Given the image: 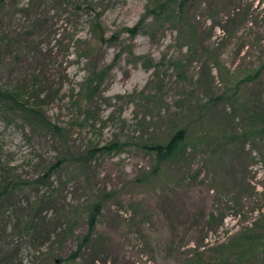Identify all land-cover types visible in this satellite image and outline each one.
Returning a JSON list of instances; mask_svg holds the SVG:
<instances>
[{"label":"rangeland","instance_id":"obj_1","mask_svg":"<svg viewBox=\"0 0 264 264\" xmlns=\"http://www.w3.org/2000/svg\"><path fill=\"white\" fill-rule=\"evenodd\" d=\"M230 1L194 0L185 14L194 40H178L170 20L149 18L133 37L123 30L142 18L151 0H94L105 34L117 33L119 39L97 58L98 67H112L87 112L67 105V95L86 74L74 46L77 39H88L90 18L82 14L70 26L52 3H44L49 23L35 40L49 55L45 85L59 90L44 107L51 121L69 132L62 146L59 139L29 135L18 120L0 115V163L15 179L32 180L67 149L71 161L47 186L32 187L30 197L49 194L62 209L101 202L95 235L102 243L93 240L72 264H191L197 255L212 261L214 245L262 220L264 133L249 138L243 133L247 113L264 118V69L240 80L264 60V0H234L245 5L238 12ZM62 36L73 40L57 50ZM9 67L18 68L8 61L0 65V84L8 81ZM178 128L186 130L185 150L158 164L142 143L164 141ZM113 141L121 150L86 154ZM18 200H24L21 194L12 197ZM13 209L7 205L0 214V231L6 224L10 238L20 233L19 211L14 215ZM82 223L74 230L78 237L86 232ZM2 246L0 253L7 251ZM67 246L68 254L76 242ZM28 254L26 244L21 264H30Z\"/></svg>","mask_w":264,"mask_h":264},{"label":"trees","instance_id":"obj_2","mask_svg":"<svg viewBox=\"0 0 264 264\" xmlns=\"http://www.w3.org/2000/svg\"><path fill=\"white\" fill-rule=\"evenodd\" d=\"M234 1V0H233ZM233 1L230 3L235 4ZM194 0H151L145 7L142 18L133 26L123 30L131 37L145 26L147 19L163 23L171 21L175 24L180 38L190 37L194 40L195 32L186 20V8ZM52 3L55 9L63 14L65 23L74 26L83 15L89 16V37L83 41H75V58H82L86 66L84 79L78 84L77 90L72 87L67 95V105L79 111L87 112L85 107L102 91L110 74L112 65L96 64L101 51L109 44H115L119 35L105 34L99 19V12L94 0H0V65L8 61L17 64L18 68L9 67V79L0 84V115L8 122L18 120L29 135L59 139L65 145L68 128L51 121L45 110V104L57 97L59 90H49L45 85L44 66L49 55L42 52L36 34L49 23L44 14L45 4ZM249 6V4H248ZM240 1L234 5L235 11L244 9ZM66 33V30H64ZM71 39V41H70ZM73 37L56 39L57 50L68 47ZM50 50H48L49 52ZM53 51L51 56H53ZM117 58V56H116ZM264 69V60L251 74H247L240 82L257 77ZM251 75V76H250ZM61 80V78H60ZM227 97V96H226ZM228 95L227 99H232ZM231 118V116H230ZM248 121L243 137H256L264 133V118L253 112L247 113ZM68 129V130H67ZM142 146L153 154L158 164L179 157L187 146L186 130L178 128L164 141H148ZM122 144L113 141L101 147H93L86 151L89 157L95 152L119 151ZM78 159H80L78 157ZM71 161L67 149L60 157H53L43 167L39 175L32 180L15 179L9 167L0 163V214L7 205L14 207L13 214L19 217L16 222L20 230L18 237L6 234V224L0 231V244L7 251L0 253V264H21L19 254L24 245L30 246V264H72L91 242L101 244V235H95L98 217L101 213V202L90 201L88 204H69L59 208L51 195L41 193L30 197V190L35 186H47L50 177ZM76 170V169H75ZM158 172V169L156 171ZM21 194L24 200L12 202L14 195ZM22 206H16V205ZM23 204V205H22ZM4 213V212H3ZM2 213V214H3ZM12 214V215H13ZM83 222L86 232L78 237L74 234L76 224ZM7 236H9L7 238ZM9 241H8V240ZM76 242L75 249L68 254V242ZM3 250V249H2ZM214 260H204L197 255L191 264H262L264 253V216L251 228L240 232L228 242L214 245ZM97 253H93V259Z\"/></svg>","mask_w":264,"mask_h":264}]
</instances>
